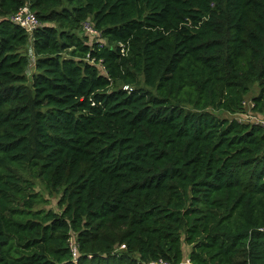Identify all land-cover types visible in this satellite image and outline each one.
Returning a JSON list of instances; mask_svg holds the SVG:
<instances>
[{"label":"trees","instance_id":"16d2710c","mask_svg":"<svg viewBox=\"0 0 264 264\" xmlns=\"http://www.w3.org/2000/svg\"><path fill=\"white\" fill-rule=\"evenodd\" d=\"M256 85L264 0H0V264H264Z\"/></svg>","mask_w":264,"mask_h":264},{"label":"built area","instance_id":"2783aa9c","mask_svg":"<svg viewBox=\"0 0 264 264\" xmlns=\"http://www.w3.org/2000/svg\"><path fill=\"white\" fill-rule=\"evenodd\" d=\"M9 20L12 23L18 25L23 30H25L28 34H30V36H32L34 32L42 26V23L28 5L20 9V11H18L16 14L11 15L9 17ZM82 30L84 31V34L86 36L92 37L93 40L96 39L97 41L99 40V42H105L104 39L102 38L101 32L96 29L95 25L90 19H87L82 23ZM121 51L123 54L126 53V49L124 46ZM30 52L32 59H34L32 50ZM123 89L127 91L131 90V88H129L128 86L123 87ZM252 107L253 106L249 107L248 112L246 113L245 116L250 120L251 123L264 127V115L263 114L258 115L253 113ZM70 247L74 259L77 260L79 252H78L77 243L74 241V239L71 240ZM149 264H170V263L164 260H159V261L151 262ZM186 264H190L189 260H187Z\"/></svg>","mask_w":264,"mask_h":264},{"label":"rangeland","instance_id":"374dc122","mask_svg":"<svg viewBox=\"0 0 264 264\" xmlns=\"http://www.w3.org/2000/svg\"><path fill=\"white\" fill-rule=\"evenodd\" d=\"M81 35H82V36H85L83 30L81 31ZM88 38H89L90 41L93 39V38L90 37V36H89ZM95 40H96V39H95ZM33 60H34V59H33ZM33 72H34V69L31 68V69L29 70V76H31V75L33 74ZM258 91H259V89H258V87H257V85H256V86L253 88V90L251 91V93H250L249 95L246 96L245 101H246V108H247V109H249V107L252 106V96L255 95V94H257ZM215 113H217L221 118H223V117H229V118H232L231 115H228V114H226V113L216 112V111H215ZM30 180H31L32 182L35 183V191H36V192H40V193H41L42 195H44V197L47 199V204L42 205L41 208H42L43 210H52V211H55V212L60 213V212H61V209H60L58 203H59V199L61 198V194L58 193V192H56V191H53V193H49V192L45 189V187L40 183V181H38V180H34V179H31V178H30ZM183 249H184V252H185L186 255H187V254L189 253V251H190V247L185 246V245L183 246Z\"/></svg>","mask_w":264,"mask_h":264}]
</instances>
